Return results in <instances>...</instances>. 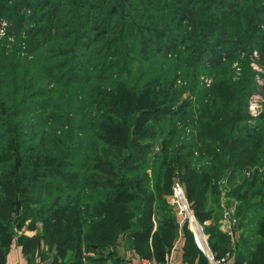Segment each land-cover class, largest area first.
Returning a JSON list of instances; mask_svg holds the SVG:
<instances>
[{
    "label": "trees",
    "instance_id": "obj_1",
    "mask_svg": "<svg viewBox=\"0 0 264 264\" xmlns=\"http://www.w3.org/2000/svg\"><path fill=\"white\" fill-rule=\"evenodd\" d=\"M23 10L30 15L23 16ZM1 16L11 17L16 30L28 17L38 26L33 45L44 48L35 58L39 66L54 46L48 42L50 25L56 26L60 38L66 37V45L55 53L58 57L77 62L89 50L97 66L105 69L125 59L116 44L120 42L124 51L133 39L138 47L162 57L182 47L184 64L193 73L203 64L220 67L237 54L249 60L257 50L264 57V0H0ZM94 42L98 45L91 49ZM112 49L117 55L112 56ZM7 60L0 66V264H7L13 242L26 264H123L115 248L120 239L136 256L164 263L180 234L183 262L209 264L187 221L179 226L174 208L163 198L175 177L185 187L203 233L204 226L209 233L207 244L215 258L235 251L233 264H264V173L260 180L258 170L252 171L226 193L239 201L235 244L218 230L220 214L209 206L211 202L221 208L218 181L224 172L233 176L261 162L264 168V133L249 131L237 107L227 108L226 80H218L212 90L215 101L219 99L212 102L220 107L204 106L196 137L182 143L174 123L187 116L190 99H179L175 77L156 75L140 87L120 77L110 85L91 84L85 95L95 115L79 172L66 162L76 156L77 148L54 141L52 127L39 138L25 136L27 109L39 105L31 100L43 99L39 88L30 95V83L38 87L41 79L34 78V62ZM240 85L233 88L237 94ZM164 121L170 127L161 135ZM158 137L160 149L155 152L151 143ZM152 153L149 174L142 162ZM206 156V164L197 167ZM56 181L70 188L77 181L82 184L57 193ZM49 187H54L53 193L44 203L39 198ZM92 196L94 201L89 200Z\"/></svg>",
    "mask_w": 264,
    "mask_h": 264
},
{
    "label": "rangeland",
    "instance_id": "obj_2",
    "mask_svg": "<svg viewBox=\"0 0 264 264\" xmlns=\"http://www.w3.org/2000/svg\"><path fill=\"white\" fill-rule=\"evenodd\" d=\"M20 12L23 16L30 15L29 10ZM159 15L161 16V14ZM9 18L4 16L0 17V54H3L2 58H5V60L0 59V66H5L6 62L9 61L7 59L11 57H15V60L25 59L27 63H35L37 53L44 49L36 50L35 45H33L35 40H38L33 36V32L38 26L29 20L28 17L24 19L25 21L20 25L19 30H16L13 27V19L11 17ZM44 26L46 24L42 23L41 27ZM50 26L48 42H51L54 46H49V55H45V60L43 63H40V66L37 63L32 66L36 70L34 75L35 80L40 82L39 79H41V82L38 87H36L37 83H30L31 89L28 91L32 95L37 93L39 88L43 99L37 98L31 100V103L38 100L39 105L35 107H31L30 105L28 107L27 113L24 116L25 122H23L24 134L27 139H32L33 136L39 138L42 132L49 133V128L52 127L54 141L61 144L71 142L73 148L74 146L77 148L76 156L72 160L66 159V162L72 164L71 168L74 166L77 171H82L79 167L82 159L87 157L89 147L86 145V139L88 138V133L91 135L90 123L95 115L94 108H91L86 102L85 92L91 84L95 86L98 82H103L104 84L110 85L118 77L127 81L131 86L134 85L136 87L142 86L145 81L156 77V75L167 76L170 79L175 77L173 87L177 96L179 95V99H190V107L185 109L187 116H179L180 119H176V122L170 120V123L175 122L174 126L178 131L176 138L180 143L188 142L196 137L199 130L197 121L204 112V106L210 105L211 107L213 104L215 106L211 108H216V106L220 107L219 103L212 102V100L215 101L212 90L221 78L226 80L228 85L227 88L223 89L224 101L228 106L227 108L234 110L237 107L241 115L246 118L245 123L250 128L249 131L257 132V134L264 133L262 131L264 129V57L257 50L248 55L249 60H246L242 54H237L235 58L221 64L220 67L211 69L210 67L203 66V64L193 73L184 64L186 54L183 53L182 47L181 50L176 51L177 53H168L167 57H162L157 54L152 55V53L143 50L142 47H138L137 45L140 44L139 41L133 39L131 45L127 49L125 48L124 51L119 48L121 45L120 42L116 44L115 47L124 54L125 59L122 58L123 60L120 62V65L115 67L108 66L105 69L97 66L95 56L89 53V50L84 51V55H79L77 62H74L75 60L73 59L63 61V58L58 57L55 53L62 49L59 46L66 45V37L60 38L59 34L56 33V26ZM56 37H59V41H56ZM97 45L98 43H92L91 49H94ZM112 52V56L118 53L114 52L113 49ZM179 53L181 56H178ZM203 57L207 58L205 56ZM118 68L120 71L123 68L125 69L119 75H114L119 71ZM224 72L226 75L223 77L222 73ZM3 73H9V70L4 69ZM239 85L242 87V90L240 89L237 94L236 89L233 90V88ZM218 101L219 99H216L215 102ZM29 102L28 104H30ZM47 117H52V119L47 120ZM170 123L168 124L167 121H164V125L162 126L164 130L161 135L166 132L165 129H169ZM151 144H153L155 152L159 151L160 138L153 140ZM152 156L153 153L148 154L146 160L142 162L146 166L145 169L149 174H151L150 170L153 166ZM197 156L198 154L195 152V157ZM207 160H209L207 156L200 158L198 160L199 163L196 162V166L200 167L205 165ZM256 169L261 180L262 176L260 175L264 173L262 162L259 165L245 169L243 173L237 171L233 176L229 171H226L219 178V181L221 179L225 180L223 185L218 181L220 193H222V190H225L224 198L221 194L219 196L221 201L219 202V206L221 207L222 200L224 199L223 206L232 208V215L235 219L234 211L236 206L239 205V201L232 197H226V193L231 186L240 185L244 180L243 178L245 176L249 177L252 171ZM246 172H249V175H246ZM174 181H178V179L176 177L173 178L172 184ZM56 184L57 193H61L69 189L73 190L76 186H81L82 183L77 181L73 188L57 181ZM53 189L54 187H49L47 190H44L39 200L44 203L48 202L49 197L53 193ZM82 191L84 194L86 193V196L88 195L85 190ZM163 198L174 208L173 203H171V190L167 194H164ZM221 198L223 199L221 200ZM95 199L94 196L89 198L92 201ZM209 206L216 211V214H220L218 216L219 221L216 225L218 230L225 234L226 232L221 227L223 208L221 207L220 210H217L216 204H212L211 202ZM207 224L206 227L208 226ZM205 231L207 233L204 226ZM207 234L209 235V233ZM207 234L206 236H208ZM26 235L31 236L33 233L26 232ZM254 239L255 237L253 236V243L256 241ZM126 247L125 239H120L115 247L119 257L124 260L126 258ZM149 262L158 261L149 260Z\"/></svg>",
    "mask_w": 264,
    "mask_h": 264
},
{
    "label": "built area",
    "instance_id": "obj_3",
    "mask_svg": "<svg viewBox=\"0 0 264 264\" xmlns=\"http://www.w3.org/2000/svg\"><path fill=\"white\" fill-rule=\"evenodd\" d=\"M246 175H249V172H246ZM221 185L225 183V180L219 181ZM225 190H222L221 196L224 198ZM221 198V200L223 199ZM171 203L174 205V211L175 216L177 217V222L179 226H181L185 221H187L189 229L191 230L192 234L194 235L196 244L200 251H202L208 261L209 264H227L233 261L235 251H227L225 255L221 258H215L213 253L210 251L208 244H207V237L205 233H203V227L199 223V221L196 219V217L193 215V212L190 208V203L188 202L187 198L185 197V190L182 184L179 181H174L171 188ZM221 202V201H220ZM224 199L222 200L221 207L223 220L221 221L224 232H226L230 238L233 244L237 241L238 235L233 229V226L236 224V219L233 218L232 215V208L229 206H223ZM194 223H193V222ZM190 223H193V225L198 229L199 233L202 236L203 246H200L197 235L195 233V230L191 228ZM205 237H204V236ZM201 236L199 235V239L201 241ZM143 264H159L157 262H146L144 261Z\"/></svg>",
    "mask_w": 264,
    "mask_h": 264
},
{
    "label": "crops",
    "instance_id": "obj_4",
    "mask_svg": "<svg viewBox=\"0 0 264 264\" xmlns=\"http://www.w3.org/2000/svg\"><path fill=\"white\" fill-rule=\"evenodd\" d=\"M238 239V237H237ZM183 245V237L180 235L179 239L173 244L171 253L166 258L164 263L159 264H185L183 262V251H181ZM126 260L123 261V264H143L144 261L148 262L149 260L154 259H146L143 257L136 256L131 251L126 250ZM155 261V260H154ZM7 264H26L21 252L20 248L16 246V244L13 242L10 247V252L7 256ZM227 264H233V261Z\"/></svg>",
    "mask_w": 264,
    "mask_h": 264
},
{
    "label": "bare ground",
    "instance_id": "obj_5",
    "mask_svg": "<svg viewBox=\"0 0 264 264\" xmlns=\"http://www.w3.org/2000/svg\"><path fill=\"white\" fill-rule=\"evenodd\" d=\"M193 222V221H192ZM194 223V222H193ZM193 223H190V226H191V228L192 229H194L195 230V226L193 225ZM195 233H196V235H197V240H198V242H199V244H200V246H203L202 245V243H203V240H202V236H201V234L199 233V231H198V229L196 228V230H195ZM201 236V241H200V239H199V237L198 236ZM194 236V235H193ZM204 236V235H203ZM205 237V236H204ZM194 240H195V238H194ZM195 243H196V241H195ZM197 245V244H196ZM198 247V246H197ZM200 250V249H199Z\"/></svg>",
    "mask_w": 264,
    "mask_h": 264
}]
</instances>
